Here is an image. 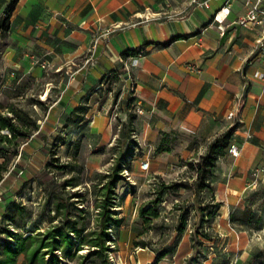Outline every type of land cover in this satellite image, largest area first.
<instances>
[{
  "label": "crops",
  "instance_id": "0c3cea01",
  "mask_svg": "<svg viewBox=\"0 0 264 264\" xmlns=\"http://www.w3.org/2000/svg\"><path fill=\"white\" fill-rule=\"evenodd\" d=\"M194 1L19 0L8 21L1 61L23 76L41 73L42 63L46 70L72 74L59 83L49 110L48 119L62 130L71 127L64 128L65 121L79 106L88 108L86 120H101L114 107L115 97L103 89L112 75L132 95L134 107L142 109L134 132L145 148L157 150L165 137L181 135L187 137L183 150L192 155L234 128L230 144H237L240 156L226 150L214 183L219 213L224 210L221 216L229 221L264 181V81L258 77L264 73V57L253 53L261 31L235 24L245 13V0H231L223 34L212 17L226 0H209V9L196 4L205 0ZM103 129L100 138L92 133L97 137L89 160L94 162L112 136L111 125ZM191 140L196 145L188 147ZM221 230L230 243L233 233L239 239L231 243L238 253L234 263L252 264L249 254L259 238L251 240L246 226L229 222ZM186 260L179 257L176 264Z\"/></svg>",
  "mask_w": 264,
  "mask_h": 264
},
{
  "label": "rangeland",
  "instance_id": "374dc122",
  "mask_svg": "<svg viewBox=\"0 0 264 264\" xmlns=\"http://www.w3.org/2000/svg\"><path fill=\"white\" fill-rule=\"evenodd\" d=\"M10 1L0 0L1 20ZM7 36L6 28L0 35L1 113L7 115V109H14L17 114L23 115V125L29 127L32 121H36L39 128L33 137L18 138L13 146L0 144L8 150L5 154L0 153V162L4 157L9 171H12V174L6 173L0 183V222L8 203L19 201L28 209L26 227L19 233L33 231L36 224L45 229L48 225L46 216H53L54 213L52 204L43 207L44 201L48 194L62 189L66 195L74 191L83 195L80 207L87 213L85 225L87 230L94 228L97 213L95 193L99 191L101 177L112 169L126 149L124 144H129L125 143L126 138L131 137L134 142L129 145L138 143L139 149H135L130 158L123 162L124 179L116 185L114 210L117 213L115 218L120 222L110 231L114 241L109 243L111 264H152L161 253L166 255L157 264H176L182 256L187 257L186 264H235L238 253L231 243L233 239L239 241L236 234L240 237V229L235 228L236 234L233 233L230 243L226 231L221 230L228 222L232 226H246L251 240L259 238L258 246L249 255L252 256V264H264V231L259 229L264 221V181H259L248 193L245 205L231 214L229 221H224L221 216L224 210L220 214L216 209L220 202L215 196L214 184L221 175V158L214 168L198 174V163L208 152L198 147L190 155L183 150L184 142H187L185 136H167L157 150L145 148L144 142L140 143L133 131L138 115L133 97L124 90L116 75L110 76L103 88L115 97L114 107L106 110L101 120L99 116L96 120H86L79 111L72 118L77 122L67 131L62 130L56 121L48 119L49 110L59 91V83L72 78V74L45 68L41 73L31 71L23 76L22 72L11 70L2 62L1 56ZM12 72H15L14 76ZM47 92L50 96L48 101H44L42 98ZM36 101L45 105L36 106ZM99 110H102L101 105ZM131 117L134 119L130 125ZM79 125L81 128L75 130ZM106 125H111L112 136L99 151L98 160L91 161L93 137H97L92 133H99V138L102 137ZM27 129L24 131L30 128ZM2 134L10 137L8 131ZM193 145L196 143L191 140L188 147ZM54 153L59 161H54ZM147 158L150 168L144 172L140 169V163ZM65 163H70L72 169L61 172L55 168ZM49 165L53 166L47 170ZM71 178L79 184L77 188L66 187V181ZM157 199L160 203L152 204ZM149 207L156 211L157 216L142 215ZM182 226L185 230L180 232ZM204 235L209 236L210 240ZM87 251L85 248L78 252L66 264H103L98 257L85 259ZM142 255H149V259Z\"/></svg>",
  "mask_w": 264,
  "mask_h": 264
},
{
  "label": "trees",
  "instance_id": "16d2710c",
  "mask_svg": "<svg viewBox=\"0 0 264 264\" xmlns=\"http://www.w3.org/2000/svg\"><path fill=\"white\" fill-rule=\"evenodd\" d=\"M19 0H11L5 9L4 18L0 22L1 32H5L9 19L11 18ZM133 52H125L128 56ZM34 105L43 107L45 104L39 101L34 102ZM88 110L87 107L79 106L66 119L64 128L71 126L77 121H73L74 114L82 111V115ZM133 117L130 118V125L133 122ZM23 115L17 114L14 109H7V115L0 112V144H8L13 146L18 138H29L34 136V132L38 131L36 121H32L30 126L23 125ZM81 126V125H79ZM77 126V127H79ZM27 128H30L29 131ZM3 131H8V135L2 134ZM134 131V130H133ZM234 128L215 138L209 145L207 155L201 158L198 163V174L205 173L208 168H214L218 159L226 154V150L230 145V140L233 135ZM41 132H39L40 134ZM133 143L131 137L126 138L125 143ZM125 145V151L120 155L112 169L101 177L99 184L100 188L95 193V207L97 213L95 215V227L87 230L85 220L87 213L80 207L83 202V195L79 191H74L68 195L63 191L55 194L47 195L43 207L53 205V216L47 215V227L42 229L39 225H35L33 231L19 233V230L26 227L28 219L27 207L19 201L8 203L0 222V264H66L73 256L81 252L85 248L88 249L85 259L98 257L103 264H111L109 261V252L111 251L109 243L114 242L111 232L114 227L118 226L119 220L115 218L117 215L114 210V201L116 199V185L124 179L122 173L125 169L123 162L128 160L134 153L135 149H139V144ZM18 147V145H17ZM79 148V146H78ZM8 150L0 145V153H7ZM54 161H59V157L53 154ZM50 166L47 167L49 170ZM63 172L72 169L70 163H65L55 167ZM6 173L12 174L9 171L8 162L3 157L0 162V183L4 179ZM66 187L77 188L78 183L71 178L66 181ZM160 200H155L152 204H159ZM221 204L216 205V209H220ZM142 215L157 216L156 211L149 207L143 211ZM184 218L182 219L183 222ZM184 226L179 228L183 232ZM204 237L210 240L209 236ZM166 253H161L157 260L152 264L164 258Z\"/></svg>",
  "mask_w": 264,
  "mask_h": 264
},
{
  "label": "built area",
  "instance_id": "2783aa9c",
  "mask_svg": "<svg viewBox=\"0 0 264 264\" xmlns=\"http://www.w3.org/2000/svg\"><path fill=\"white\" fill-rule=\"evenodd\" d=\"M197 2L196 0L194 3ZM209 0L202 1L201 3H196L198 7L209 9ZM231 0H226L223 7H221L219 10H217L212 17V22L217 23L219 31L223 34L224 29L221 28V25L226 21V19L229 17L231 12ZM245 7V13L242 15L237 21L235 22L236 25L240 26L244 29H260L261 34L256 40V45L254 47V51L261 54V56L264 57V0H245L244 2ZM142 54V53H141ZM86 64L90 63V59H87ZM47 65L45 63L41 64V68L45 69ZM14 76L15 73H12ZM258 77L261 78L264 81V73L258 74ZM135 112L138 115L142 114V109L139 106L135 107ZM239 112V109L231 112L228 116L229 119H231L233 116H235ZM138 150V149H137ZM228 153L233 157H239L240 156V149L237 146V144L232 143L228 147ZM150 168V161L149 159H144L140 163V169L141 171L148 172ZM126 176H128V172L125 171ZM128 180H130V177L128 176Z\"/></svg>",
  "mask_w": 264,
  "mask_h": 264
},
{
  "label": "bare ground",
  "instance_id": "6f19581e",
  "mask_svg": "<svg viewBox=\"0 0 264 264\" xmlns=\"http://www.w3.org/2000/svg\"><path fill=\"white\" fill-rule=\"evenodd\" d=\"M44 101H48V93H46V95L42 98Z\"/></svg>",
  "mask_w": 264,
  "mask_h": 264
}]
</instances>
